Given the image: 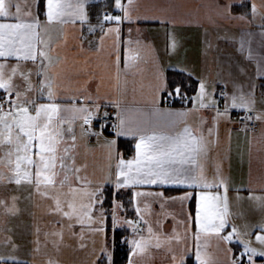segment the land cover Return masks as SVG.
Wrapping results in <instances>:
<instances>
[{"label":"snow or ice","instance_id":"obj_1","mask_svg":"<svg viewBox=\"0 0 264 264\" xmlns=\"http://www.w3.org/2000/svg\"><path fill=\"white\" fill-rule=\"evenodd\" d=\"M107 7L110 10L93 14L88 0H36L35 11L30 8L21 15L19 5L13 12L10 0H0V214L19 215L21 196L27 192L23 198L41 212L40 217L30 213L33 254L41 251L42 243L44 247L51 244L58 253L66 232L83 240L87 230L103 238L95 264H114L110 249L115 245V236L119 230L130 229L131 238H122L129 249L127 264H135L134 257L152 246L157 249L168 246L172 264H187L189 257L194 258V264H220L207 251L213 238L218 248L224 245V264H256L255 257H264V217L255 224L233 223L229 183L220 174L222 161L216 164L210 179L201 160L208 157L213 144L219 143L221 122L233 123L234 112L242 125L240 131H246L249 122H264V54L254 55L251 40L242 37L238 51L243 55L248 44L245 59L255 60L254 74L237 62L229 69L228 79H218L211 86L202 75H196L193 81L194 73L184 69L180 70L182 78L169 80L157 67L156 82L150 86V111L162 119L151 127L147 120L143 124L133 123L120 98L102 95L99 85L94 92L89 91L90 79L70 91L65 76L58 70L67 57L56 51L58 46H53L49 35L56 26L79 23V54L105 53V43L110 39L111 50L107 54L115 57L118 82L122 71L119 45L125 43L122 40L125 22L171 21L155 15L134 16L135 0L127 3L111 0ZM216 7L224 19H248L247 13L233 14L234 8L244 7L235 0H225ZM256 14L257 6L252 3L251 15ZM85 25L88 35H84ZM97 31L100 35L93 49L94 42L89 36H95ZM131 31L129 28V35ZM168 35V50L175 53L180 42L175 33ZM247 35L250 37L251 33ZM126 43L133 42L129 39ZM135 43L139 45L140 41ZM130 59L135 57L124 56L123 70L130 67ZM258 91L260 108H257ZM176 100L180 102L179 108L173 106ZM201 112L210 116L198 115V128H193L188 118ZM178 125H182L179 131L162 130ZM129 136L136 139L135 154L125 158L118 141ZM228 136L230 139V129ZM93 139L104 149L109 162L107 171L100 176L89 172L87 162V154L94 151L88 142ZM153 186L191 191H184L181 196H165L164 191L141 190ZM125 190L129 193L128 203L134 208V218H127L125 203L117 198ZM236 192V199L240 200V189ZM248 199L264 211V195L249 190ZM106 201L110 207L105 206ZM169 201L181 204L194 201L187 220L180 221L185 225L183 237L175 227L172 234L157 231L146 219V214H152V202H159L163 209ZM44 216L52 218L46 230L40 226ZM156 223L162 227L161 221ZM77 226L79 233L74 231ZM253 236L259 247L253 246ZM189 237L193 244L186 245L177 255L170 245ZM3 243L12 252L0 253V264H28L14 254L20 245L11 236H6ZM233 245L238 252H234ZM80 247L85 245L81 243ZM46 264L59 261L49 258Z\"/></svg>","mask_w":264,"mask_h":264},{"label":"crops","instance_id":"obj_2","mask_svg":"<svg viewBox=\"0 0 264 264\" xmlns=\"http://www.w3.org/2000/svg\"><path fill=\"white\" fill-rule=\"evenodd\" d=\"M10 2L13 12L19 5L21 15H24L30 8L35 11L36 0H10ZM124 2L127 3V0ZM223 2L225 0H135L136 11L133 13L134 16L137 14L141 16L155 15L166 21H171V23L129 24L125 22L122 33V40L125 43L119 45L122 71L119 74L118 82L114 64L115 57H109L107 54V51L111 50L112 41L110 39L105 43L107 50L105 53L95 55L93 51H90L86 54H79L77 45L80 43V24L56 26L49 34L51 43L54 47L58 46L56 51L62 57H67L58 70L65 76L70 91H75L84 84L85 80L90 79L89 91L94 92L99 85L102 95L107 94L121 99L122 107L127 110L126 114L133 123L143 124L147 120L149 121L148 126L151 127L152 124L162 119L152 115L150 111L152 107L150 104V86L156 82L157 67L163 71L166 77L169 69L192 71L194 78L196 75H202L208 80L210 86L218 79H228L229 69L237 62H241L250 74H254L255 60L248 61L245 59L248 44H245L246 50L243 55L238 49L243 37L245 41L251 40L254 55L257 53L264 54V46H262L264 45V35H262L264 32V28H262L264 25V0H235V3L243 4L244 7L234 8L233 14L247 13L248 19L246 21L224 19L216 7L217 4ZM94 3L100 4L102 10H110L107 6L111 0H88L90 10H92ZM252 3L257 6L255 17L251 15ZM42 7L43 4L41 3ZM92 23H96L95 15H93ZM84 28V35H88L87 25ZM129 28L132 29L130 35ZM170 32L175 33L181 45L175 53L168 50V34ZM248 33H251L250 37L247 35ZM99 35V31H97L95 36H89V39L94 42L93 49L96 37ZM129 39L133 42L131 45L126 43ZM137 40L140 41L139 45L135 43ZM209 43L211 47L208 46ZM85 48H87L86 43ZM129 49L131 50L129 51ZM125 55L135 57V59L129 60L130 67L127 70H123ZM86 58L88 59L87 64H85ZM257 101V108H260L259 91L257 92ZM173 106L179 108L180 104ZM198 115L210 116V113H194L190 116L188 123L193 128H198ZM181 127L182 125H178L175 129L165 128L162 130L174 132L179 131ZM241 127L235 112L233 113V123L221 122L219 143L213 144L208 157L201 160L210 179L214 175L216 164L222 161L223 166L220 174L229 183L231 211L234 213L232 222L237 225H242L246 221L255 224L264 217V211L260 210L254 201L248 199L249 190L255 195H264V122L257 121L255 128H247L246 131H240ZM229 129L231 130L230 139L228 136ZM122 138L132 140L133 149L130 153H127L124 147L121 148L120 141ZM135 142L136 139L131 136L121 137L118 141V146L125 158L134 156ZM88 147L94 149L87 154L89 172H95L97 176H100L107 171L109 163L105 151L95 139L88 142ZM9 187L14 189L15 186L10 185ZM237 189H240V200L236 199ZM141 190L164 191L165 196H181L184 191H191V189L183 187L160 188L156 186ZM25 195L27 192L22 194L19 202L21 209L19 215L5 217L0 214V253L12 252V249L3 243L6 236H11L20 245L14 254L31 264H46L49 258L58 260L59 264H95L103 238L91 234L87 230L84 232L83 240L79 236H73L66 232L64 242L58 253L51 244L44 247L42 243L41 251L33 254L31 251L34 247L32 244L34 239L32 234L33 217L30 213L35 212L36 216L40 217L41 212L39 209L33 208L30 201L23 198ZM149 200L151 201V198ZM193 207L194 201H188L184 204L179 201H169L163 209H161L159 202H152V214H146V219L152 223L153 228L157 231L172 234L173 227H175L176 231L183 237L185 225L180 221L187 220V213L192 211ZM51 219L47 216L41 219L40 226L43 230L49 227L48 222ZM157 220L162 222V227L156 223ZM57 227L59 226L57 225ZM9 229L11 231H8ZM74 231L79 233L80 227L77 226ZM253 231L258 230L253 229ZM129 238L131 237L129 236ZM43 239V235H41L42 242ZM252 239L253 246L259 247L255 242V236ZM81 243L85 247H80ZM109 243L111 244L110 238ZM192 244L193 241L189 237L180 243L173 241L170 247L179 255L186 245L191 246ZM223 249L224 245L222 244L219 248L217 247L214 238L209 241L207 251L218 259L220 264H224L226 260ZM233 249L234 252L239 251L235 245H233ZM110 250L114 258V247ZM171 256L172 253L168 250V246L159 249L152 246L135 256L134 260L135 264H172ZM255 261L256 264H264V257L257 256ZM188 263L194 264V258L189 257Z\"/></svg>","mask_w":264,"mask_h":264},{"label":"trees","instance_id":"obj_3","mask_svg":"<svg viewBox=\"0 0 264 264\" xmlns=\"http://www.w3.org/2000/svg\"><path fill=\"white\" fill-rule=\"evenodd\" d=\"M102 10V6H100V4L94 3L91 12L94 14L98 11ZM167 78L169 80H174V79H179L182 78V74L180 73V70H176V69H169L167 72ZM195 80V78L193 77V81ZM120 146L121 148L124 147V150L127 153H130L133 149V143L132 140L129 138L126 139H121L120 141ZM118 199H122L125 203V207L127 209V213L126 216L127 218H133L134 217V208L132 204L128 203L129 200V193L127 190H125L123 192V194L121 196L117 197ZM106 207H110V204L106 201L105 204ZM122 215H125V213H121ZM131 234V230H119L115 236V245H114V264H126L127 263V256H128V245H126L125 243H123V237L124 236H128ZM109 238H110V242L112 240V234L111 232L109 233ZM28 264H31L30 262H28ZM188 264H192V263H188Z\"/></svg>","mask_w":264,"mask_h":264},{"label":"built area","instance_id":"obj_4","mask_svg":"<svg viewBox=\"0 0 264 264\" xmlns=\"http://www.w3.org/2000/svg\"><path fill=\"white\" fill-rule=\"evenodd\" d=\"M177 104H180V102L178 100L174 101L173 102V105H177ZM236 117H237V113H235ZM256 124H257V121H252V122H249L247 123V128L248 129H252V128H255L256 127ZM106 134V133H105Z\"/></svg>","mask_w":264,"mask_h":264},{"label":"rangeland","instance_id":"obj_5","mask_svg":"<svg viewBox=\"0 0 264 264\" xmlns=\"http://www.w3.org/2000/svg\"><path fill=\"white\" fill-rule=\"evenodd\" d=\"M131 237V234L129 235ZM22 256V255H21Z\"/></svg>","mask_w":264,"mask_h":264}]
</instances>
